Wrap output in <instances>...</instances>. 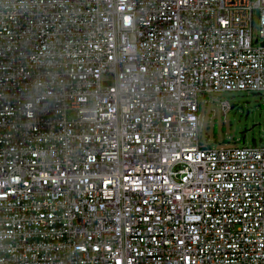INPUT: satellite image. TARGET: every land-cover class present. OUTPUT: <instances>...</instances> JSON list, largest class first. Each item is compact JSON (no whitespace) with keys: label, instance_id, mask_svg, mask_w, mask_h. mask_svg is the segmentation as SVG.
I'll use <instances>...</instances> for the list:
<instances>
[{"label":"built area","instance_id":"obj_1","mask_svg":"<svg viewBox=\"0 0 264 264\" xmlns=\"http://www.w3.org/2000/svg\"><path fill=\"white\" fill-rule=\"evenodd\" d=\"M245 91L264 0H0V264H264V143L199 142Z\"/></svg>","mask_w":264,"mask_h":264},{"label":"rangeland","instance_id":"obj_2","mask_svg":"<svg viewBox=\"0 0 264 264\" xmlns=\"http://www.w3.org/2000/svg\"><path fill=\"white\" fill-rule=\"evenodd\" d=\"M227 101L232 109L222 117L220 102ZM204 115L199 142L210 148L223 146H259L264 143V95L255 92H232L199 98Z\"/></svg>","mask_w":264,"mask_h":264}]
</instances>
